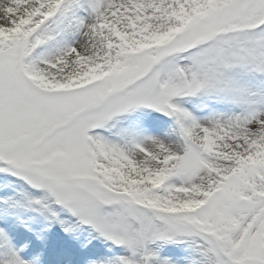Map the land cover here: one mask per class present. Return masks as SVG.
I'll use <instances>...</instances> for the list:
<instances>
[{"label":"snow or ice","instance_id":"snow-or-ice-1","mask_svg":"<svg viewBox=\"0 0 264 264\" xmlns=\"http://www.w3.org/2000/svg\"><path fill=\"white\" fill-rule=\"evenodd\" d=\"M0 264H264V0H0Z\"/></svg>","mask_w":264,"mask_h":264}]
</instances>
